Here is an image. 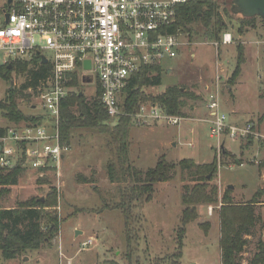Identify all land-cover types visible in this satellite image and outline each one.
Segmentation results:
<instances>
[{"label":"rangeland","instance_id":"rangeland-1","mask_svg":"<svg viewBox=\"0 0 264 264\" xmlns=\"http://www.w3.org/2000/svg\"><path fill=\"white\" fill-rule=\"evenodd\" d=\"M6 2L0 0V8ZM240 17L232 14L227 29L232 41L219 48L198 33L189 36L184 50L176 58L163 62L161 83L146 86L145 91L158 94L169 85H181L199 94L201 99L185 98L187 104L183 111L189 117L191 107L201 104L204 85L217 72L224 83L223 105L229 107L234 103L238 111L237 115L229 113L228 119L257 122L264 132V22L255 16V27H245V32L239 34ZM192 27L202 32L200 21ZM239 43L243 46L244 62L232 83L233 88L227 89L225 85L230 84ZM25 76L14 74L11 85L22 91ZM9 84L0 79V100L6 98ZM79 87L89 101L95 96L94 82ZM22 93L17 99L18 107L26 114L41 113L39 107L30 108L36 104L33 94L28 90ZM7 124L9 121L0 109V126ZM198 129L202 136L196 139L194 131ZM208 130V123L190 119L182 120L179 125L154 121L146 125L131 122L128 126L129 158L133 166L143 171L154 167L161 157L176 164L185 158H192L196 163L216 160V174L210 183L218 187V202L197 205L198 215L186 225L181 238H178V227L185 207L182 194L196 182L194 176L177 164L167 180L154 183L152 198L139 202L133 210L136 232L127 246L122 213L118 209L102 208L104 202L118 200V189L109 181L105 167L114 155L115 144L108 129L77 127L72 131L69 151L58 169L43 172L32 167L22 169L16 183L9 186V192L0 195V205L12 207L18 201L44 197L50 186L55 187L58 193L55 209L60 221L51 244L23 251L12 259H5L0 250V264H221L218 209L229 185H232L230 196L236 203L249 201L257 189L263 190L256 204L260 221L240 254L241 261L249 260L257 249V240L264 237V226H260L264 225V166L259 165L264 160L261 149L264 143L226 139L224 150L218 152L216 140L208 136ZM253 155L257 162L251 160ZM237 160L244 165H239ZM76 229L81 232L75 236ZM88 240L91 242L84 245Z\"/></svg>","mask_w":264,"mask_h":264},{"label":"built area","instance_id":"built-area-1","mask_svg":"<svg viewBox=\"0 0 264 264\" xmlns=\"http://www.w3.org/2000/svg\"><path fill=\"white\" fill-rule=\"evenodd\" d=\"M185 1H7L0 8L2 63L11 66V62L30 61L35 68L38 63L46 64L48 70L35 88L27 89L36 102L30 107L42 109L35 115L40 119L33 124H13L0 133V167H13L24 157L27 167L58 169L70 148L69 143L60 141V102L74 90V79L81 84L95 83V94L99 88L101 102L112 121L126 114L119 99L130 80L145 67L163 68L166 59L176 58L189 43L188 34L174 28L176 7ZM231 41L226 31L221 41L213 44L218 48ZM223 84L216 72L211 87L206 88L209 118L205 121L209 123V137L216 140V150L223 151L226 139L247 141L251 136L264 143L257 122H228L221 109ZM130 116L131 122L141 125L154 121L178 125L186 119L152 103L142 104Z\"/></svg>","mask_w":264,"mask_h":264},{"label":"trees","instance_id":"trees-1","mask_svg":"<svg viewBox=\"0 0 264 264\" xmlns=\"http://www.w3.org/2000/svg\"><path fill=\"white\" fill-rule=\"evenodd\" d=\"M231 0H186L176 7V19L174 28H181L189 36L193 33L200 34L205 40L218 41L227 31L232 12ZM241 16V15H240ZM262 22H264V19ZM201 22L202 32L194 30L192 24ZM254 17L239 19L238 33L243 34L245 27H255ZM220 46V45H219ZM219 48V47H218ZM236 66L230 76L229 83L236 80L244 62L242 44L236 45ZM36 60V59H34ZM161 65H153L143 68L129 82L119 99L120 107L126 114L121 115L110 123L112 119L107 114L100 99V89L89 101L80 90L81 83L74 79L71 84L74 87L60 102L59 135L61 143H69L73 129L77 127L105 128L115 144L114 155L106 162V172L110 182L118 189V200L104 202L103 209H118L124 218V229L127 246L131 244V238L136 232L133 229V221L136 215L133 210L139 202H147L152 198L154 183L165 181L170 177V171L176 165L188 171L196 181L182 194V210L178 227L181 238L186 225L194 221L198 215L196 206L200 204H212L218 202V187L210 183L216 174L217 163L215 158L208 163H196L192 158L180 160L177 164L169 162L161 157L154 167L143 171L133 166L128 154V126L131 123V114L136 113L142 104H157L171 115L185 117L183 107L187 104L185 98H202L199 94L187 90L181 85H169L161 93L151 94L145 91L146 86L159 85L161 83ZM48 70L46 64L38 63V66L30 65V61H16L0 64V79L7 82L15 75L25 74L26 81L21 90L29 87L35 88L39 81L45 77ZM7 96L0 100V109L9 122L26 124L36 123L40 117L26 114L18 107V97L23 95L15 86L7 87ZM112 129H109V126ZM6 127L0 126V133H4ZM252 141L249 136L247 141ZM248 143V142H247ZM224 150V149H223ZM264 166V160L259 164ZM27 168L25 158L17 160L10 168L0 167V195L9 192V186L16 183L22 169ZM54 166L37 168L39 172L54 169ZM230 188L224 192L222 203L218 209L219 216V246L221 252V264H264V237L257 240V249L253 255L243 263L240 254L248 243V235L253 234L254 228L260 221L256 213V204L263 194L262 189H257L249 201L236 203L230 196ZM58 205V193L55 187L50 186L44 197H32L18 201L15 206L4 207L0 205V250L5 259L16 258L26 250L38 249L44 244L50 245L56 235L59 226V216L55 209ZM263 227L264 225H260ZM180 245V241L178 242Z\"/></svg>","mask_w":264,"mask_h":264},{"label":"crops","instance_id":"crops-1","mask_svg":"<svg viewBox=\"0 0 264 264\" xmlns=\"http://www.w3.org/2000/svg\"><path fill=\"white\" fill-rule=\"evenodd\" d=\"M227 32H229V31H227ZM230 34H231V32H230ZM231 37H232V34H231ZM226 44H229V43H226ZM191 55L194 56L193 53H192ZM212 82H213V79H211V81H210L208 84H205V85H204V90H205V91H204V97H203V99L201 100V104L198 105V106L193 105V106L191 107V113H192V115H190L189 117H186V119H190V120H192V121H201V122H206V123H208L207 121H205L206 118H209V110H208V108H207V106H206L207 95H208V92H207L206 88L211 87ZM225 86H226L227 89L233 88V86L230 85V84H226ZM222 92H223V88H222V91H221V109L223 110V112L226 113V115H227V119H228L229 113H232V114H234V115H237L238 111H237V109H236L234 103H233L231 106H229V107L223 105V98H222L223 93H222ZM30 108H32V107H30ZM225 109H227V110H225ZM202 114H203V115H202ZM228 122H229V123H232V124H242V123H244V122H247V120L244 121V122H240V120H238V118H234V119H232V120H229V119H228ZM21 123H22V122H21ZM23 123H24V122H23ZM13 124H16V123H14V122H9V124L4 125V126H2V127H6V128H7V127L12 126ZM208 124H209V123H208ZM178 125H179V124H178ZM258 128H259V130L262 132V130L260 129V127H258ZM194 132H196V134H197L196 139H197L199 136H202V134H201V130H200V129H198L197 131H194ZM208 133H209V131H208ZM262 133H264V132H262ZM208 136H209V135H208ZM250 143H254V140H252V141L249 140V141H248V144H250ZM189 144L192 145V142H189ZM211 147H212V146H211ZM262 147H263V146H262ZM261 149H262L263 152H264V149H263V148H261ZM254 156H256V155H253V157H251V160H256L255 162H257L258 159L254 158ZM237 159H238V158H237ZM237 162H238L239 165H244V163L241 162V161H238V160H237ZM240 163H242V164H240ZM247 237H248V239L250 238L249 235H248ZM246 261H247V260H243L242 262L245 263Z\"/></svg>","mask_w":264,"mask_h":264},{"label":"water","instance_id":"water-1","mask_svg":"<svg viewBox=\"0 0 264 264\" xmlns=\"http://www.w3.org/2000/svg\"><path fill=\"white\" fill-rule=\"evenodd\" d=\"M8 3L11 0H7ZM230 11L233 14L241 15L243 17H261L264 19V0H231L230 1ZM46 59L42 57V62ZM10 66V65H9ZM232 188V185H229ZM81 231L75 230V236Z\"/></svg>","mask_w":264,"mask_h":264}]
</instances>
